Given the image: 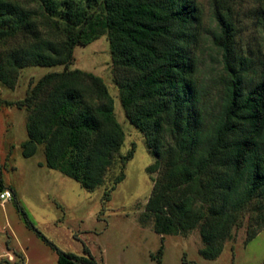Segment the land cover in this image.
Returning a JSON list of instances; mask_svg holds the SVG:
<instances>
[{
	"label": "trees",
	"instance_id": "obj_1",
	"mask_svg": "<svg viewBox=\"0 0 264 264\" xmlns=\"http://www.w3.org/2000/svg\"><path fill=\"white\" fill-rule=\"evenodd\" d=\"M40 1L46 15L63 22L65 36L52 40L40 35L28 47L8 52L6 60L0 61V81L14 86L19 69L65 65L63 71L43 75L25 99L8 104H31L50 86L46 100L29 118L24 154L34 155L37 145L45 143L49 167L93 189L102 184L125 137L104 80L92 72L69 68L75 47L87 46L99 33L91 30V13H85L74 0ZM103 3L113 58L135 72L121 84V102L131 122L148 134L149 146L158 157L152 168L169 152L164 149L166 133L176 138L180 151L189 153V162L177 163L170 171L178 182L170 187L184 185L178 197L169 196L162 182L155 185V194L147 204L158 214L155 231L175 233L203 220L206 246L201 254L215 259L240 213L261 196L259 225L250 235L253 239L264 226V80L248 91L244 86L247 59L236 50L232 7L225 0H214L213 14L219 26L214 44L222 51L227 100L222 120L207 142L197 106L196 60L189 50L192 29L202 18L196 0ZM36 15L13 1L0 0V41L22 29L33 30ZM259 19L264 28V6L259 9ZM34 34L39 36L37 31ZM3 188L0 177V191ZM197 202L207 204L208 213L195 207ZM56 249L58 264H98L87 247V255Z\"/></svg>",
	"mask_w": 264,
	"mask_h": 264
},
{
	"label": "rangeland",
	"instance_id": "obj_2",
	"mask_svg": "<svg viewBox=\"0 0 264 264\" xmlns=\"http://www.w3.org/2000/svg\"><path fill=\"white\" fill-rule=\"evenodd\" d=\"M9 1L37 15L33 30L22 29L0 41V61H5L13 49L35 43L40 35L52 40L64 38L63 22L46 15L40 0ZM225 1L235 17L236 50L247 59L244 86L248 91L264 80V28L259 19L264 0ZM74 3L91 13V30L99 37L87 46L75 47L69 68L92 72L104 80L114 100L115 117L125 133L124 142L102 184L87 189L77 179L48 166L45 143L37 145L34 155L24 154L29 118L46 100L51 87L42 90L31 104H8L25 99L43 75L63 71L65 65L19 69L14 86L0 81V177L13 194L11 199H0V264H58L56 247L77 255H87V247L98 264H264V226L250 239L259 225L261 196L240 213L222 253L215 259L201 254L206 246L201 233L203 220L194 228L175 233L155 231L158 214L147 208L155 185L162 182L169 196L178 197L184 185L171 188L178 182L170 171L177 163L189 162V153L180 151L176 138L166 133L164 149L169 152L152 168L158 157L149 146L148 134L131 122L121 102V84L133 78L135 72L113 58L103 0ZM196 4L202 18L192 29L189 50L196 60L197 106L208 142L222 120L227 100L226 73L222 51L214 44L219 31L214 0H196ZM120 177L122 180L117 182ZM195 207L209 211L208 205L201 202Z\"/></svg>",
	"mask_w": 264,
	"mask_h": 264
},
{
	"label": "built area",
	"instance_id": "obj_3",
	"mask_svg": "<svg viewBox=\"0 0 264 264\" xmlns=\"http://www.w3.org/2000/svg\"><path fill=\"white\" fill-rule=\"evenodd\" d=\"M13 197V194L10 189H3L0 191V199L5 201L7 199H11Z\"/></svg>",
	"mask_w": 264,
	"mask_h": 264
}]
</instances>
